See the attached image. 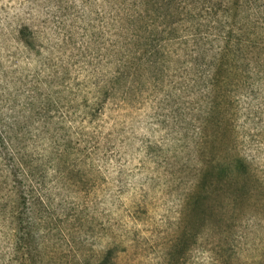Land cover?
<instances>
[{
	"label": "rangeland",
	"instance_id": "obj_1",
	"mask_svg": "<svg viewBox=\"0 0 264 264\" xmlns=\"http://www.w3.org/2000/svg\"><path fill=\"white\" fill-rule=\"evenodd\" d=\"M145 2L0 0V264H264V0Z\"/></svg>",
	"mask_w": 264,
	"mask_h": 264
},
{
	"label": "trees",
	"instance_id": "obj_2",
	"mask_svg": "<svg viewBox=\"0 0 264 264\" xmlns=\"http://www.w3.org/2000/svg\"><path fill=\"white\" fill-rule=\"evenodd\" d=\"M153 1H156V0H147V2H145V4H148V9H150L152 13H154L155 18L162 19L164 21L163 23L168 22V16L173 14V12H171L170 14V11H169V9L172 7L171 2H170L171 0H164V2L162 0L163 3L161 4V6L157 7V9L162 8L164 10V12H161V13H157L155 8L150 7L153 4ZM186 2L189 3V0H186ZM158 3L159 2L157 1V4ZM137 4H138V1L134 3V5L136 6V8L134 9H138L139 5L137 6ZM141 18H142L141 12H137L136 10L135 13L133 14L132 20H129V21L134 25V24H137L135 22L140 20ZM175 21L176 19L172 21L171 25L175 23ZM192 37H196V36H192ZM254 41L255 40H252V42ZM220 63L223 64L222 67L226 65L225 63H228V59L226 58V56H225V60H224V57L221 58ZM214 78L218 79L217 76H214ZM93 88L95 89L94 95L96 97H99L96 99L102 103L103 101L99 100L101 97H108L110 94L113 93V89L111 88V86H108V85L102 86V85L95 84ZM224 166L225 165L223 164H217V169H219L220 172H223ZM16 220L15 221L17 223V226L15 228V234H14L15 241L19 244L20 243L28 244L29 246L34 245L37 238L35 235L36 230L32 227V222H29L27 226H23L25 223V220H23L22 215L17 217ZM71 235H72L71 231H67L64 228H61L60 235L55 240L54 249H51L50 243H45V240L43 241V238H42V243L40 244V249L37 255L48 257L51 255V253H53V255L59 256L60 258H62L63 256L66 255L65 253H67L65 251L68 249L67 248L68 242L71 239ZM29 254H31L34 257V255L32 254V250L30 249H29ZM90 258H94V256L79 258L78 259L79 261H77L76 264H117L115 249L113 247L106 248L105 250L99 252L98 256L94 258V260H89Z\"/></svg>",
	"mask_w": 264,
	"mask_h": 264
}]
</instances>
